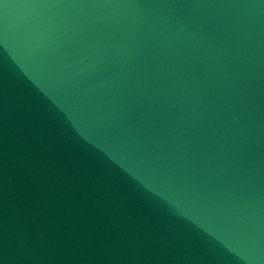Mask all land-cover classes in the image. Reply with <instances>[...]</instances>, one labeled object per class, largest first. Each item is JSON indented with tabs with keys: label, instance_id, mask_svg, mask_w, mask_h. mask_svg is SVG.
Returning a JSON list of instances; mask_svg holds the SVG:
<instances>
[{
	"label": "water",
	"instance_id": "obj_1",
	"mask_svg": "<svg viewBox=\"0 0 264 264\" xmlns=\"http://www.w3.org/2000/svg\"><path fill=\"white\" fill-rule=\"evenodd\" d=\"M0 264H264V0H0Z\"/></svg>",
	"mask_w": 264,
	"mask_h": 264
}]
</instances>
